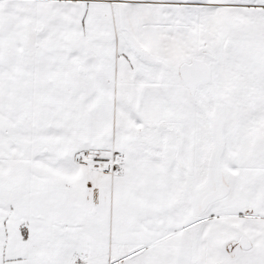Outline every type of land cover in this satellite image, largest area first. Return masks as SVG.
Instances as JSON below:
<instances>
[{"label": "snow or ice", "instance_id": "6c2138e0", "mask_svg": "<svg viewBox=\"0 0 264 264\" xmlns=\"http://www.w3.org/2000/svg\"><path fill=\"white\" fill-rule=\"evenodd\" d=\"M0 264H264V0H0Z\"/></svg>", "mask_w": 264, "mask_h": 264}]
</instances>
